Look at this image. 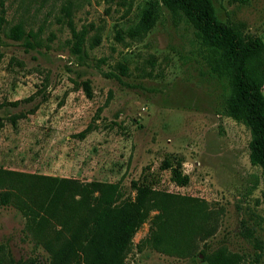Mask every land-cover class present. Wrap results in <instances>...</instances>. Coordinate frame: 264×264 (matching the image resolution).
<instances>
[{
  "label": "rangeland",
  "instance_id": "1",
  "mask_svg": "<svg viewBox=\"0 0 264 264\" xmlns=\"http://www.w3.org/2000/svg\"><path fill=\"white\" fill-rule=\"evenodd\" d=\"M211 1L219 20L264 42V0ZM150 2L156 19L133 39L127 31ZM69 19L85 32L80 57ZM16 24L36 34L33 47L9 37ZM215 57L188 16L164 0H0V167L118 182L130 194L132 183L146 185L201 198L216 215L214 233L192 256L134 248L128 264H208L197 255L206 245L264 264V171L250 159L251 127L224 109L231 85ZM17 113L24 115L8 120ZM24 222L0 206V264H48Z\"/></svg>",
  "mask_w": 264,
  "mask_h": 264
},
{
  "label": "trees",
  "instance_id": "2",
  "mask_svg": "<svg viewBox=\"0 0 264 264\" xmlns=\"http://www.w3.org/2000/svg\"><path fill=\"white\" fill-rule=\"evenodd\" d=\"M181 9L202 32L204 41L216 52L215 65L220 75H228L230 94L225 101L227 115L247 123L252 129L250 159L264 171V42L258 36L244 38L229 21L217 18L211 0H164ZM154 4L145 8L127 34L142 37L156 19ZM73 40L71 50L85 53V32L69 19ZM9 37L27 47L36 43V34L16 24ZM89 94L87 81L82 83ZM19 102H10L17 105ZM5 103H0V109ZM23 113L11 114L12 123ZM3 118L0 116V126ZM89 128L77 134L83 138ZM179 185L188 178L174 172ZM133 194L118 182L82 181L25 173L0 167V206H12L24 217V227L37 246L49 256L48 264H128L135 248H145L177 257L192 256L198 241L216 229V215L207 202L194 196L178 195L146 185L132 183ZM151 218L148 234L134 243L141 225ZM208 264H255L226 245H206L199 251ZM19 264H40L27 260Z\"/></svg>",
  "mask_w": 264,
  "mask_h": 264
},
{
  "label": "water",
  "instance_id": "3",
  "mask_svg": "<svg viewBox=\"0 0 264 264\" xmlns=\"http://www.w3.org/2000/svg\"><path fill=\"white\" fill-rule=\"evenodd\" d=\"M200 257H202V255L200 254Z\"/></svg>",
  "mask_w": 264,
  "mask_h": 264
}]
</instances>
